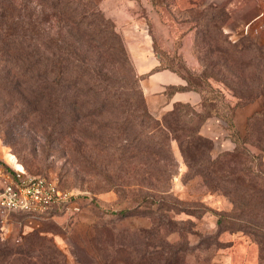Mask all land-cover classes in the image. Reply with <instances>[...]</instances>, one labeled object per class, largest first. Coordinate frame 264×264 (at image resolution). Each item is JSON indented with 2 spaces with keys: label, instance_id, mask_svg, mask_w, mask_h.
Listing matches in <instances>:
<instances>
[{
  "label": "rangeland",
  "instance_id": "rangeland-1",
  "mask_svg": "<svg viewBox=\"0 0 264 264\" xmlns=\"http://www.w3.org/2000/svg\"><path fill=\"white\" fill-rule=\"evenodd\" d=\"M12 1L18 21L0 52V80L16 75L17 82L0 86V166L53 179L83 200L78 213H0V264H264V101L257 95L264 0H149L173 25L195 30L200 70L180 57L181 72L200 74L218 62L221 75L209 78L221 99L234 105L241 95L249 99L241 107L256 108L239 130L238 147L232 140L230 149L217 148L208 138L199 151L191 132L198 118L188 122L181 107L149 111V122L127 113L142 104L141 84L101 0ZM96 8L122 50L98 26ZM200 13H219L222 39L213 21L196 28ZM217 45L227 54L222 59ZM208 46L213 52L204 59ZM25 57L39 60L33 68L42 84L53 59L69 58L62 63L70 71L52 89L26 86ZM208 156L217 159L215 172L204 176L198 170L211 166Z\"/></svg>",
  "mask_w": 264,
  "mask_h": 264
},
{
  "label": "crops",
  "instance_id": "crops-1",
  "mask_svg": "<svg viewBox=\"0 0 264 264\" xmlns=\"http://www.w3.org/2000/svg\"><path fill=\"white\" fill-rule=\"evenodd\" d=\"M100 5L122 34L137 74L143 75L140 84L149 111L152 114L166 113L176 103L199 105L201 95L195 90L167 92L171 87L187 85L179 72L170 67L157 69L162 64L161 52L164 51L170 59L174 55L181 56L193 71L200 70L194 53L195 30L190 26L182 30L173 25L163 15L164 8L149 0H101ZM250 26L251 23L244 26V34L249 33ZM255 109L254 105H246L235 111L234 121L239 130L245 127L247 118ZM200 134L212 139L217 148L230 149L233 145L225 122L217 116L204 121Z\"/></svg>",
  "mask_w": 264,
  "mask_h": 264
},
{
  "label": "trees",
  "instance_id": "trees-1",
  "mask_svg": "<svg viewBox=\"0 0 264 264\" xmlns=\"http://www.w3.org/2000/svg\"><path fill=\"white\" fill-rule=\"evenodd\" d=\"M12 4H13V1L11 3V0H0V24L3 26V29H1L2 32H0V39H1L0 40V44H1L0 45V52H7V47H8L7 45L8 44H7L5 39H8L6 37H9V35H11L8 33V30L9 29L15 30V28H14L15 17H17V21H18V15L15 16ZM202 12H204V11H202ZM200 14H201V16H200L199 20H196V23H197L196 28L201 29L202 27L203 28L207 27V23L213 21L214 22L213 26L218 28L220 38L222 39V37L224 36V33H223V30L221 29V25L220 24L218 25L217 22L215 23V21H214V20L217 21L220 18L219 13H217V15L212 13L210 16L208 14H202V13H200ZM92 15L98 19V21H99L98 26H101V28H103V30L108 31V33H110V37H112L114 40H116V44L122 50L123 49L122 41L119 39L118 35L115 33L114 28H113V24L108 19H106L104 17L103 13L98 8L93 10ZM17 23H18V25H20V22H17ZM4 30H6V31H4ZM200 34L205 35L206 31H202ZM245 36H248V33H245ZM202 41L203 42L205 41L204 37L201 38V42ZM226 43H228L230 46L233 45L229 41H227ZM239 45H240L239 42H237L233 46H239ZM219 48H221V47L219 45H217V48H215V50H213V51H216L218 49V51H219L218 57L222 59L225 57L224 55H227V54L224 51L220 50ZM199 49H200V47L198 46V43H196V39H195L194 52L195 51L199 52ZM204 50H205L204 51V59H205V56H207L213 52L209 48V46L205 47ZM238 52H239V50H236V53H234V55L230 56V57H233V59L236 58V54ZM180 57L181 56L174 55L173 58L170 59L167 53H165L164 51L161 52L162 64L160 66H158L157 69L170 67L171 69L179 72L181 74V76L187 82V85L171 87L170 89L167 90V92L170 94L171 92H173L175 90H179V89L180 90L181 89L195 90V91L199 92V94L201 95V102L197 106H192L191 104H185V103H176L174 108L170 111L174 112L176 108L181 107L182 109H184L186 111V113H184V114H186L189 117L188 122H190V123L194 122L195 118H198L197 129L191 130V132L194 135H196V137L194 138V141L197 142L196 148L198 151H199V145H205V143L210 142V140L208 138H206L205 136L200 134V126L204 123V121L208 117H211V116H217L225 122V127L227 130L228 137L231 140L235 141V143L237 144V147H238L239 146L238 142L240 141V134H239V129L237 128L236 123L234 121V115H235V111L237 110V108L241 107L244 103L248 102L249 99L243 100V97L241 95H239L237 97L241 100L234 105H232L230 102L224 101V99L223 100L221 99V95H222L221 92L222 91L219 88L214 87L212 81L210 80L211 77L221 75L220 71H214L215 66L217 65L218 62H214V64L212 65L213 67H211V68L208 67L210 65L206 64L204 66L203 71L200 74L191 73V72H188V74H183L181 72V70L179 69V64H178ZM237 58H238V56H237ZM20 60H21L20 70L21 71L24 70L23 76H25L24 82H25L26 86H50V89H52L51 86H55V85L59 84L58 77L62 76V74L65 75L64 74L65 72L70 71V69L68 67L63 68V63L68 62L69 58H65L63 60H60L58 58V59H56V61L53 59V64L51 67L52 74L50 75V80H49V82H44L42 84V78L40 75L41 73L39 74L38 68L37 69L33 68L36 64L39 65V60L35 59V58H31V57L20 58ZM263 60H264V54H263ZM62 61H63V63H62ZM57 68H58V70L55 72V70ZM76 73L81 77L83 72L76 71ZM142 76L143 75H138L139 80ZM62 78H64V77H62ZM16 80H17L16 75H13L11 78L8 77V80H7V78H3L2 80H0V86L5 85L6 81L8 83H11L12 85L16 84V82H17ZM64 80H65V82L68 81L69 77L66 76V78H64ZM258 89H259V92L257 95L262 96L263 101H264V65H263V86L258 88ZM140 97L142 99V104L140 105V107H137V106L130 107L128 109L127 113L129 115H132V114H135V112H136L139 114L140 117H143L146 121H148V122L154 121L155 118L149 112V110L146 106V102H145L143 94H140ZM219 97H220V100L223 101L222 105L217 103V100ZM263 114H264V103H263ZM180 115H181V113H180ZM143 141L144 140H141V141H139V143L143 144ZM157 143H160V142H157ZM207 158L211 162V166H209L205 170L204 169L198 170L204 176L206 174L207 175L210 174L209 172H215L214 165L217 161V159H215V158L213 159L209 156ZM5 169H7V168H5Z\"/></svg>",
  "mask_w": 264,
  "mask_h": 264
},
{
  "label": "built area",
  "instance_id": "built-area-1",
  "mask_svg": "<svg viewBox=\"0 0 264 264\" xmlns=\"http://www.w3.org/2000/svg\"><path fill=\"white\" fill-rule=\"evenodd\" d=\"M83 194L62 187L45 176H35L23 167L0 166V213L45 215L61 211L80 212Z\"/></svg>",
  "mask_w": 264,
  "mask_h": 264
}]
</instances>
